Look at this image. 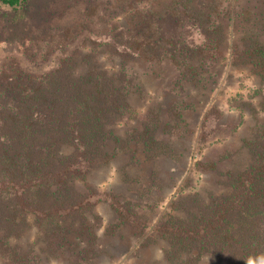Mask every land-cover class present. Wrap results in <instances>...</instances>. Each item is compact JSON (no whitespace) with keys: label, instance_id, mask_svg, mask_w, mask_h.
Masks as SVG:
<instances>
[{"label":"trees","instance_id":"16d2710c","mask_svg":"<svg viewBox=\"0 0 264 264\" xmlns=\"http://www.w3.org/2000/svg\"><path fill=\"white\" fill-rule=\"evenodd\" d=\"M29 1L0 0V5L24 11ZM70 15L66 28L39 30L46 45L48 33L51 40L60 37V50L51 55L54 67L35 73L27 60V70L0 73V257L12 264H30L34 253L56 258L57 251L77 250L81 257L98 256L94 205L113 197L130 201L86 184L91 174L110 175L122 156L127 162L115 169L124 182L135 180L129 167L144 163L153 165L150 177L157 181L158 163L177 164L190 151L186 111L191 105L150 103L137 116L130 100L142 93L130 65L143 64L157 79L174 69L176 88L169 91L173 93L188 84H212L214 66L229 59L232 68H247L258 86L247 96L250 103L244 108L240 104V121L226 137L239 131L247 109L254 122L249 133L217 160L193 163L191 172L212 173L220 190L205 196L192 187L178 190L152 229L146 223L134 224L140 219L130 209L124 212L113 203L110 207L122 219L119 225H130L141 238L151 232L146 246L164 243L160 250L168 264L198 262L207 255L217 263L260 261L264 0H77L61 18ZM94 18L107 25L100 35L89 30ZM77 36L75 48L61 53ZM105 53L117 59L118 72L99 68L98 58ZM214 109L216 127L228 129L221 121L223 114ZM207 116L198 135V152L225 138L221 132L206 138Z\"/></svg>","mask_w":264,"mask_h":264},{"label":"rangeland","instance_id":"374dc122","mask_svg":"<svg viewBox=\"0 0 264 264\" xmlns=\"http://www.w3.org/2000/svg\"><path fill=\"white\" fill-rule=\"evenodd\" d=\"M73 1L77 0H30L24 11L22 9L14 11L0 5V73L2 71L14 72L16 69L27 70V60L32 61L30 64L35 73L41 72L44 67H54L55 60L51 57L60 50L58 46L60 37L54 36V39L51 40V36H49L51 32L48 33L47 39H45L46 45L40 41L43 34L39 30L40 28L60 30L70 26L72 15L65 16V18L61 17H64L68 5ZM111 24L113 23H109V25ZM106 27L107 25H102L99 20L94 18L89 30L100 35L107 30ZM167 29L170 30L168 27ZM229 37L232 40L231 34ZM70 40L72 41L70 43L71 48L65 46L61 53L66 50L72 51L75 48V43L80 42V36L71 37ZM98 61L99 68L110 73H116L119 70L117 59H111L106 53L102 54ZM130 66L131 72L135 76L134 83L142 93V96L135 93L130 100L137 116H140L150 103L167 107L174 102L182 101L184 105L192 106L186 111L188 127L191 132L186 146H189L190 151H186L185 156L177 164L164 161L158 163L156 166L159 169L157 181H152L150 177L153 165L144 163L140 167H129L128 173L135 180L124 182L115 169V167H120L127 162V158L122 156L114 162L115 167L111 170L110 175L109 171L92 173L86 184L106 193L111 192L116 196H123L130 201V203H126L127 200L113 197L108 200L105 198L106 202H98L94 205L93 211L97 220L94 221L93 226L97 228L98 256L91 259L82 254L81 257L77 254V250L62 254L57 251L56 258H51L44 253H34L30 254V264H168L160 250L166 247L164 243L158 241L146 246L145 238L151 232H147L146 236L141 238V235L136 233L130 225H119L122 219L119 218L118 212H113L110 204L113 203L115 208L122 209L124 212L130 209L132 214L135 213L140 220L134 219V224L140 222L141 225L139 226H143L146 223L149 224L150 229L154 228L159 219L166 213L167 204L178 190L186 191L192 187L193 190L199 191L203 196L206 195L207 191L217 192L220 190L215 185L216 178L212 173L203 175L192 173L193 163L198 160H217L218 156L234 147L239 139L249 133V129L252 128L254 123L250 117L252 111L247 109L249 114H245L247 117L243 119L244 124L239 131L237 130L232 138L226 137L240 121L238 112L240 104L244 108L245 103H250L247 96L251 94L250 90L258 86V79L247 68L234 69L230 66L229 59H225L214 66L212 84H207L204 88L188 84L184 86L182 91L176 90L171 93L169 92L171 91L170 88H176L177 74L174 69L171 68L162 78L157 79L154 75L147 73L145 66L141 63H133ZM252 104L255 105V103ZM213 106L216 113L221 112L223 114L221 121L229 124L228 129L216 127L215 123L218 117L212 113ZM231 107L239 108L238 110H231ZM207 112L209 113L208 116L206 115ZM205 115L208 117L207 125L205 124L207 126L206 138L210 140L212 138L210 136L218 132H221V137L225 138L204 147L198 152L199 143L197 139L198 135L202 134V123H204ZM77 185L78 187L82 186L81 182H78ZM147 189H151L150 193L146 192ZM262 261H264V257L254 264H261ZM0 264L12 263L8 259L0 257ZM189 264L233 263H229L227 260L217 263L207 255L202 260L193 261Z\"/></svg>","mask_w":264,"mask_h":264},{"label":"clouds","instance_id":"9594fccd","mask_svg":"<svg viewBox=\"0 0 264 264\" xmlns=\"http://www.w3.org/2000/svg\"><path fill=\"white\" fill-rule=\"evenodd\" d=\"M248 264H254V262L253 261H249ZM261 264H264V261H262Z\"/></svg>","mask_w":264,"mask_h":264}]
</instances>
